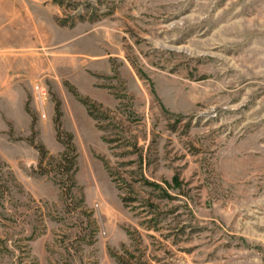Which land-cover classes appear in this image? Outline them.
Masks as SVG:
<instances>
[{"label": "rangeland", "instance_id": "374dc122", "mask_svg": "<svg viewBox=\"0 0 264 264\" xmlns=\"http://www.w3.org/2000/svg\"><path fill=\"white\" fill-rule=\"evenodd\" d=\"M11 34L0 264H264V0H0Z\"/></svg>", "mask_w": 264, "mask_h": 264}, {"label": "built area", "instance_id": "2783aa9c", "mask_svg": "<svg viewBox=\"0 0 264 264\" xmlns=\"http://www.w3.org/2000/svg\"><path fill=\"white\" fill-rule=\"evenodd\" d=\"M32 97L36 106V110L42 119L48 117V102L50 91L48 86L43 82H35L32 85Z\"/></svg>", "mask_w": 264, "mask_h": 264}, {"label": "crops", "instance_id": "0c3cea01", "mask_svg": "<svg viewBox=\"0 0 264 264\" xmlns=\"http://www.w3.org/2000/svg\"><path fill=\"white\" fill-rule=\"evenodd\" d=\"M4 14L6 16L8 14V18L11 20V21H9V27L7 29L10 31L14 30V24L16 23L14 16H16V14L14 12L8 11V10L4 11ZM10 37H12V34ZM17 45H18V41L16 40V37L14 35L10 39H4V40L0 41V47H1V49H4V50L16 49ZM3 55H2V59L5 63L13 61L12 57L7 56V54H5L4 56ZM8 72H10V70H2V73L4 75H6V73H8ZM21 103H24V96H22ZM10 119H13V118L10 117Z\"/></svg>", "mask_w": 264, "mask_h": 264}, {"label": "trees", "instance_id": "16d2710c", "mask_svg": "<svg viewBox=\"0 0 264 264\" xmlns=\"http://www.w3.org/2000/svg\"><path fill=\"white\" fill-rule=\"evenodd\" d=\"M56 113H57V118L55 119L56 125H57V128H60V122H59L60 108L58 105L56 106ZM39 148H41V160L40 161L42 162L43 158L46 155V152L43 149V147H41L40 145H39ZM62 160L65 161V167L64 168L67 171H72V172L75 171V169H74V167H75V155L74 154L70 155L69 152H65L62 155Z\"/></svg>", "mask_w": 264, "mask_h": 264}]
</instances>
